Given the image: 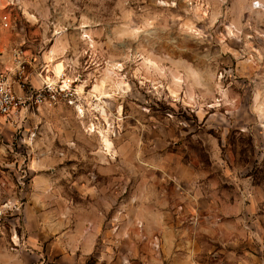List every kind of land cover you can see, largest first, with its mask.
I'll return each instance as SVG.
<instances>
[{
    "label": "rangeland",
    "instance_id": "obj_1",
    "mask_svg": "<svg viewBox=\"0 0 264 264\" xmlns=\"http://www.w3.org/2000/svg\"><path fill=\"white\" fill-rule=\"evenodd\" d=\"M254 1L0 0V74L23 45L32 84L47 65L57 95L14 121L0 114L6 225L21 230L27 183L29 194L50 164L86 186L111 183L114 234L143 230L162 253L145 264L237 250L246 228L223 217L238 188V204L264 215V8Z\"/></svg>",
    "mask_w": 264,
    "mask_h": 264
},
{
    "label": "crops",
    "instance_id": "obj_2",
    "mask_svg": "<svg viewBox=\"0 0 264 264\" xmlns=\"http://www.w3.org/2000/svg\"><path fill=\"white\" fill-rule=\"evenodd\" d=\"M7 65H11L10 61ZM48 165L47 170L33 174L29 194L27 183L21 230L6 226L0 232V264H126L127 260L145 264V260L162 258L152 245L153 236L146 237L143 230L114 234L113 228H122V224L114 223L110 214L107 218V212L116 206L111 183H89L88 188L81 182V173L72 172L70 177V173L55 171ZM92 186L94 191L90 190ZM238 189L235 205L229 206L228 213L224 210L223 217L225 222L235 221L238 228H246L236 237L235 243L240 244L237 250L202 256L190 252V256L183 254L185 261L181 263L175 260V253H163L168 256L167 264H264V215L256 216L252 206L238 204L245 195L242 188ZM101 211L105 212L101 219H95L96 214L92 216ZM136 222V227H144V220ZM11 225L15 226V222ZM14 234L17 237L13 241L18 245L15 249L11 242ZM218 239L221 243L230 241L223 235ZM248 244L250 250L246 249Z\"/></svg>",
    "mask_w": 264,
    "mask_h": 264
},
{
    "label": "built area",
    "instance_id": "obj_3",
    "mask_svg": "<svg viewBox=\"0 0 264 264\" xmlns=\"http://www.w3.org/2000/svg\"><path fill=\"white\" fill-rule=\"evenodd\" d=\"M253 7L255 9L264 8V0L254 1ZM3 24L4 27L9 28L11 22L7 16L3 18ZM26 52L23 45L15 47L13 50L14 71L0 74V114L10 121L18 118L23 110L29 112L39 109L47 104L49 100L57 98V95L53 92V85L46 76L50 72L47 70V65H43L41 73H39L42 79L40 87H35L32 84L30 70L37 63L33 62ZM44 72L45 76L43 75ZM25 175L27 176V173ZM5 215V210H1L0 232L7 226ZM14 236L17 237V234ZM13 238H11L13 247L16 248L17 244L13 241Z\"/></svg>",
    "mask_w": 264,
    "mask_h": 264
},
{
    "label": "bare ground",
    "instance_id": "obj_4",
    "mask_svg": "<svg viewBox=\"0 0 264 264\" xmlns=\"http://www.w3.org/2000/svg\"><path fill=\"white\" fill-rule=\"evenodd\" d=\"M64 67H65V66H64L63 64H61V63L55 65V72L61 74V72L64 70ZM49 80L51 81L50 78H49Z\"/></svg>",
    "mask_w": 264,
    "mask_h": 264
}]
</instances>
